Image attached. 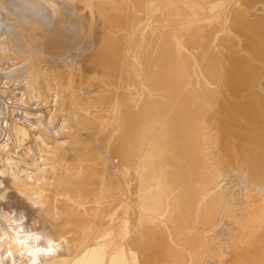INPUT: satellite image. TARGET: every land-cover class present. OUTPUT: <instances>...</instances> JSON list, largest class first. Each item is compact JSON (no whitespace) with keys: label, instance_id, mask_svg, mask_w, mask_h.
<instances>
[{"label":"rangeland","instance_id":"obj_1","mask_svg":"<svg viewBox=\"0 0 264 264\" xmlns=\"http://www.w3.org/2000/svg\"><path fill=\"white\" fill-rule=\"evenodd\" d=\"M52 1H54L58 5L64 4V0H52ZM91 1H93V2H91ZM91 1L90 2H83L81 0L68 1V2H65L64 5H66L68 7H71V6L77 7L80 10H84V11H82L83 12L82 14H85L88 11L87 15H89V17H92L93 19H97V20H95L97 22H95L94 20L92 21V24H95V25L97 24V26H98V27L97 26L95 27L93 25L94 29L97 28V30H102V31H100V32L97 31L99 38L98 39L94 38L95 44L90 48V50L88 52L89 54L94 53L95 49L97 47L101 46V43H102L101 38H100L101 34L104 35V33H105L107 35V37L109 38V44L112 46V49L108 53V57H107L108 64L112 65V66L109 67V70H107L106 75H105V80L108 79L107 80L108 83L106 81L105 91H106V94L107 93L108 94H107V100L104 104L103 112H101L102 109L99 110L98 112H96L94 109L89 110V112L84 111V108H85L84 105L80 104V102H79V98H80L79 96H82V95H83V97L85 96L84 92L82 91L83 86L82 85H81V87L74 86L73 78L66 76V74L68 72H64L63 75L61 76L60 75L61 73L59 71L51 69L52 68L51 63H52V57H53L51 53L59 52V50H57L53 47L49 51H45V50H43V48L41 46H39V45H38V47L36 46V44H37L36 41H39V38L37 36L38 33L34 30H36V28H40L39 30H43L45 32H48L47 34H49V37L51 36V37L57 38L56 34L53 33V31H54L53 28H51L49 26H45V25H40L38 27V25L35 26V24H31L32 26L30 24H26L25 26H28V25H30V26L23 27V28H24V30L27 31V33L29 35L28 37H30V38L27 37V33L25 32V33L21 34L24 37L20 36L22 38L17 39L16 42L14 40L15 37L12 39H9V40H13V41H8L7 40L8 38L5 35V33L0 34V49H3V50H1L3 52L6 51V53L4 52L5 54L3 52L1 53V51H0V53H1L0 54V72H1V74H0V211H1L0 212V255H1V253H4V254H8L7 256H9V255L14 256V259L16 258L15 261L17 262V264H19V262H20V264H24V262H25V264H30V263H33V261H34L33 259H35L34 264H37V263L43 264L45 262L44 261L45 256L49 255L50 252L52 250H54L52 248H54L57 244H61L62 242H64V240H62V241L60 240V234H65V233L70 234V235L79 234V235H81V237H80L81 241L77 242V244L74 246L75 250L72 253V255L70 256V259L66 263V264H74L79 259V257L82 255V253L87 249V247L89 245H91L97 239L102 237L104 233L110 232L111 229H113L114 225L117 227L120 226L121 230H122L121 235L123 233L122 236H120L116 239V241L114 243V247L118 248V247L122 246L124 243H127V241H130V240L132 241L133 237H134L133 235L136 232L135 229H137V227L139 225L138 224L139 220H140L139 217L142 216V219L144 218L143 220H145V218H147L148 221L152 222L156 226L160 227L163 225L162 227H160V229H166L167 228L168 231H171L172 235H170V239L167 241L168 244L170 242L169 247H167L168 246L167 243H166L167 246H165V247L167 250L170 249L169 250V251H171L170 257L171 258L173 257L174 261H172L170 259V257L167 258V257L162 256L161 254H158L157 257L160 255L162 256L161 258L159 257L160 260H159V258L157 259V257H156L157 262H159L158 264H161L162 260H163L162 264H165L166 262H167V264H173V263L175 264V262H176V264H182V263L183 264H187V263H189V264H228V263H230V264H235V263L236 264H245V263L246 264H264V209H263L264 208V199H261V198H264V192H262V191H264V188H263L264 186L262 185V184H264V174L261 173V172H264V171H262V170H264V19H263L264 18V10H263L264 9V0H233V1L232 0H224L222 2H221V0H219L221 3H219L218 0L217 1L215 0L214 2H213V0L212 1L207 0L208 2L206 0H204V2L209 3V6H207L208 4H206V3L204 5L203 0H201L203 3L199 0H196V1L195 0H192V1L191 0H187V1L186 0H176V1L175 0H167V3H166V0H164V2H163V0H160L161 2L158 0L157 1L155 0L156 1V2L154 1L155 3L154 2L149 3L148 1L144 2L143 6L141 8L142 10L140 9L135 14L133 12L134 10L132 7L133 0H130V1L126 0L127 3L124 4L125 5V10H124L125 13L123 14V17L120 19L121 20L120 22L112 21L111 17L107 14L108 10L110 12L114 10L112 8L113 7L112 2H114V4H115V0H113V1L112 0H110V1L109 0H107V1L106 0H91ZM227 1H228V4L230 6L227 5ZM70 2H72L74 5L73 4L71 5ZM200 2L204 5V6L202 5L204 8L202 6L198 8V6L201 4ZM211 2H213V3H211ZM215 2H216V4L219 3V6H217L218 4L217 5L214 4ZM223 2L224 3L226 2V4L223 5ZM90 3L91 4L93 3L92 5L94 7H96V6L99 7L98 4H100L99 13L103 11L100 14L101 15L100 17L103 16L102 20L99 17L98 10L97 9L93 10L94 7L92 8ZM103 3H105V4L108 3V4L103 5ZM156 3L157 4L161 3V5L160 4L157 5ZM162 3H166V5L164 4L163 8L161 7V9L163 11L159 8V6H163ZM190 3H192L193 5L195 3H196V5L199 3L200 4L197 6L194 5L195 7H193L192 4L190 5ZM210 3L212 5L214 4L216 6H214V5L211 6ZM153 4H154V6H153ZM89 5H90V8H88ZM102 5H103V7L104 6H106V7L103 9ZM109 5L112 7H110ZM183 5H185V6H183ZM261 5H262V7H261ZM178 6H179V8H178ZM220 6H221V8H219ZM227 6H228L229 10L226 8ZM101 7H102V9H100ZM153 7L156 9H154ZM196 7L200 11L199 15L197 14L198 11L195 10ZM207 7H209V9ZM222 7H223V9H222ZM151 8H152V11H151ZM192 8H193V10H192ZM200 8H202V9L200 10ZM210 8H211V10H210ZM213 8L216 10H214ZM148 9H150V10H148ZM188 9H189V11H188ZM203 9H206L207 11L210 10V11L207 12V11H204ZM217 9H218L220 14L218 13ZM104 10H107V11H105V13H104ZM117 10H119L118 7H117ZM89 11H91L90 14L92 13L91 16L89 14ZM173 11H174V13H173ZM186 11H188V12H186ZM194 11H195V13H194ZM110 12H109V14H110ZM189 12L191 13V15L192 14L193 15L195 14V15L192 17ZM201 12H202V14H201ZM203 12H204V15H203ZM2 13L3 12H0V17L5 15ZM187 13H189L190 16ZM209 13L211 15L213 14V16L216 18L214 19L213 16H209L210 15ZM95 15H98L99 19L96 18ZM167 15H168V17H167ZM182 15H184V16H182ZM161 16L166 19V23L164 21L165 19H163ZM174 16H176V17L174 18ZM181 17L183 20L181 19ZM194 17H195L194 22H196V20H200L203 18L204 21H202L203 19L201 20L203 22V24L200 21V24H202V25H205L206 24L205 21L208 22V20L210 18V20H209L210 25L207 26L208 24H206L205 25L206 27H205V26L200 25L198 23V21H197L198 24L197 23L192 24L193 23L192 18H194ZM205 17H207V18H205ZM104 18H105V20H104ZM158 18H159V20H158ZM168 18L170 19V21L167 20ZM171 18H172V20H171ZM188 18H191V19L188 20ZM124 20H125V22H124ZM150 20H151V22H149ZM179 20H181V21H179ZM184 20L191 21V22L188 23ZM135 21H137V22H135ZM160 21H161V23H160ZM171 21L172 22L174 21V22L172 23ZM210 21L212 23H210ZM258 21H260V24ZM98 22L100 23V25L102 26L103 29L98 24ZM102 22L103 23L107 22V23L101 24ZM110 22L113 23L114 27H112V24ZM177 22H179V26L181 24H184L183 28H181L182 25H181V27L177 26L178 25ZM185 22L188 23V26ZM223 22H224V24H223ZM107 24H108V26L110 25V27H106ZM131 24H132V27H131ZM189 24L190 25L192 24L193 27L192 26L190 27ZM103 25H105V26H103ZM129 25H130V27H129ZM133 25H134V27H133ZM213 25H215V26H213ZM218 25L220 26V28ZM123 26H124V29L126 31L123 29ZM185 26H187L188 28ZM200 26L203 28L201 29ZM210 26H211V29H210ZM212 26H213V28H212ZM60 27H62V26H60ZM60 27H58V28H60ZM156 27H158V29ZM195 27H197V28H195ZM129 28H131V29H129ZM191 28H192V30H191ZM198 28L201 29L199 32L201 34L200 38L202 41L203 40L205 41L207 38L210 39L211 37L214 40V39H216L215 37H217L218 34H219V37H221V38L218 37V40H217V41H219L218 45H217L216 40H214V41L212 40L213 43L211 42V44H209V42H208L209 45H207L205 47V49L204 48L202 49L203 50V51H201L202 55L200 54V57L201 56L202 57L201 58L199 57L200 58L199 60L196 56L195 57L192 56L195 54L194 52H192L194 54L191 53L192 50L194 51V47L192 46L193 41H196V39L197 40L200 39L198 36L199 32L197 31ZM225 28H226V30H225ZM31 29L33 31H31ZM127 29H129V30H127ZM188 29H190L191 31H189ZM204 29H205V31H204ZM213 29L215 32H213ZM119 30L120 31L123 30V32L122 31L121 32L124 33L125 35L123 36V34ZM185 30H187L188 35L185 33L186 32ZM202 30H203V32H201ZM37 31H38V29H37ZM181 31H183L184 33ZM206 31H208L207 32L208 34L205 33ZM216 31H217V33H216ZM222 31H225V33ZM29 32L31 35L29 34ZM133 32H134V34H133ZM168 32H169V34H172L171 37H172V40L174 41L173 45L175 46L174 47L175 48V54H173V56H174L173 60H174L175 64L178 65V63H181L180 61H182L183 59L185 60V58H186V61H187L186 72L184 73L183 76H181L177 80V83H176V86H174V89L167 93V94H169V96L166 97L164 100L157 102V104H156L157 107L165 106L167 104L170 105V106L167 105L169 107L167 108L166 113L164 114V116L161 120L162 123L161 122L159 123L158 127L154 130V132L149 137V139L146 142H144V144H142V146L137 150L136 155H134L135 157L133 159L126 160L121 155L117 154V150H116V145H117V142L119 140L118 130H117L118 129L117 121H118V118L121 115V113L123 114L125 112L128 113V112H132V111L136 112L137 110L138 111L144 110L143 108L141 109V107L139 108V106H137V104H136V102H138L143 96H142V94H141L142 92L139 90V88L137 86H135V84H136L135 79L140 77L143 72L144 73L145 72H147V73L153 72L154 74H158V72H160V70H161L160 67H161L163 58H162V54L159 50H160V46H161L162 42L164 41L165 36H167ZM129 33H130V35H129ZM210 33L212 36L210 35ZM126 34H128V35H126ZM205 34H207V35H205ZM34 35H36V36H34ZM133 35H134V37H132ZM185 35H187L188 38H187V36H186V38H184ZM189 36L191 37V39ZM137 37H139V38H137ZM173 37H174V39H173ZM2 38H3V40H2ZM126 38L127 39L129 38V39L127 40ZM132 38H134V40ZM23 39H25L24 42H23ZM208 39L206 40V42L209 41ZM19 40H21L20 41L21 43L19 42ZM126 40H127V42H125ZM7 41L9 44H6ZM17 41L19 43H17ZM131 41H132V43H131ZM187 41L189 42V44L187 43ZM210 41H211V39H210ZM139 42L142 44H140ZM190 42L192 45L190 44ZM214 42H216L215 45H214ZM31 43H33V45H31ZM129 43H131V44L129 45ZM24 44H25V46H24ZM26 45H28L30 47H28V46L26 47ZM40 45H41V43H40ZM211 45L213 47L215 46L214 49ZM34 46L36 48H33ZM120 46H122V47H120ZM216 46H217V48H216ZM9 47L12 49H10ZM13 47H15V48H13ZM21 47H23L22 51L20 49ZM24 47H26V48H24ZM40 47L42 49H40ZM142 47L143 48L146 47V49L145 48L143 49ZM29 48L32 50H29ZM127 48L130 51H128ZM190 48H191V50H189ZM16 49H17V51H15ZM24 49L28 50L29 52H27ZM18 50H20V52H18ZM204 50H206V51H204ZM210 50H212V51H210ZM214 50L219 52V54L221 56L231 58L234 61L233 63H235V65H236L235 66L236 69L239 71V73L241 75V83H240L241 89L238 90V92L236 94L235 93L231 94V92L228 94L229 100L234 101L235 108H238V110L236 109L237 112L235 115V120L237 122L235 124V128L237 130V136L234 138L229 137L226 128H223V126H221V125H220V128L214 127L213 131H211V130H209V132L206 131L207 133L205 132V134H206L205 137L203 135V139L205 138L206 143L208 144V146H206V148L209 151L205 147H202L203 148L202 150L206 151L207 153H210V154H208V155H211L210 160L213 159V161L216 163V165H218L217 166L218 167V173H217V176L214 179H212L209 183L208 182L205 183L206 180L205 181L201 180V179L198 181L196 180L197 185L199 186V189L196 193L192 194V196H193L192 199L188 200L190 202L187 205L186 209L184 210L185 214L183 213L182 219L178 218L177 215L171 217V216H167V215H164L161 213H158V214L156 213L161 218L166 217V219L164 221V218L161 219V218L155 216V213L154 212L152 213L151 211H149V213L150 212L151 213H150V215L149 214L148 215L152 216V217L151 218L146 217L148 215L145 212H142V211H146V209L145 210L142 209L143 207H141V206H140L141 207L140 208L139 207L140 202L135 201L136 199L137 200L139 199L138 201H141V199H140L141 196L143 197L147 193V191L145 193V191L143 189H140L139 186H138V190H137V182L139 181L140 163L144 159L146 154L148 153V150L150 149V147L153 143V140L156 138V136L159 133V131L161 130V128L164 126L166 121L171 117V115L177 110V109H175V111H174L173 109L178 108L179 107L178 105L183 104V102L185 100L184 97H186L187 93L190 90H192L193 86H195L200 80H203L202 77H204V74H203V67L202 66H204L205 61L209 57L208 55L213 53ZM11 52H12V55H11ZM205 52L208 55H206ZM14 54H15V56H14ZM16 54L17 55L21 54V55L16 56ZM29 54H31V55H29ZM6 55H7V57H6ZM22 56H23V59H22ZM34 56H36V57H34ZM170 56H171V54L167 55L166 57L169 58ZM101 57H102V55H101ZM7 58H10V60ZM19 58H20V60H19ZM30 58L31 59L35 58V59H33L34 62H32ZM196 58H197L198 63L196 62ZM27 59L28 60L30 59L29 62H31V63H29L27 61ZM203 59H205V60H203ZM39 60H41V62H39ZM200 60H201V62H200ZM15 62H16V65H15ZM19 63H21V64H19ZM25 63L27 64V66H25ZM199 63H200V65H198ZM195 64L202 68V70H201V68L198 69V66L196 67V69L199 70L200 73H198V71L195 69V66H196ZM12 66H14V67L12 68ZM113 66H116V69H113ZM9 68H12L11 69L12 71L9 70ZM16 68H17V72L15 73L16 70H14V69H16ZM29 68L31 70H29ZM192 68L194 69V71H196L195 74L193 73L194 71ZM68 69H71V68H68ZM7 71H9V72H7ZM23 71H25L24 74H22ZM33 72H35V73H33ZM30 73H31V76H30ZM43 73H45L44 74L45 76L43 75ZM71 73H73V69H71ZM198 74H200V75H198ZM202 74H203V76L200 78V76ZM3 75H5V76L3 77ZM23 75H25V76H23ZM108 75H110V76H108ZM189 75L193 76V78L191 79V77ZM8 76H10V78H8ZM6 77H7V79H6ZM82 77L85 78L84 76H82ZM189 77H190L191 81L188 80ZM31 78H34V80ZM133 78H135V79L133 80ZM68 79L71 80L72 84H70L67 81ZM109 79H112L114 81L109 80ZM131 80L134 82H131ZM184 81H187L188 85L184 86L183 83L186 84V82H184ZM189 81H190V84L188 83ZM112 83H113V86H112ZM114 83H118V84L120 83V84L115 85ZM130 83H131V85H130ZM191 83H192V85H191ZM108 84L110 86H108ZM121 85L122 86L124 85V86L122 87ZM181 85H183V86L181 87ZM210 85H211V83L209 84V86ZM37 86H38V88H37ZM27 87L30 88V90L26 89ZM114 87H115V89H114ZM183 87L184 88L186 87V88L183 89ZM22 88H24V89H22ZM189 88H190V90H189ZM119 89H121L122 91ZM133 90H135V92ZM181 90H182V92L180 94L181 98H179L178 95H179ZM33 91H34V93H33ZM58 91H60V92H58ZM29 93H30V95H29ZM124 94H125V96H124ZM130 94H132L134 97ZM136 95L138 98L136 97ZM139 95H141V96L139 97ZM127 96H129V97H127ZM175 97L176 98L178 97L179 99H177V101H176ZM134 98H136V99H134ZM110 99H111V101H110ZM123 99H125V100H123ZM133 99L136 101L132 102ZM181 99H183V100H181ZM129 100H130V102L128 103ZM177 102H178V104H177ZM132 103H134L135 105ZM106 104H107V106H106ZM172 104H174L176 106H174ZM134 106H136V107H134ZM171 107H173V108H171ZM180 107H181V105H180ZM168 110H171L170 111L171 113ZM106 111H108V112H106ZM166 114L170 117L168 118V116ZM102 115H103V120L105 119V121H106V124L102 123L103 128L105 127V125H106V127L103 129V132H102L103 133L102 138H101V141L103 139V141L101 142L102 143V146H101L102 154L100 152L99 156L97 157V158L100 157L98 159L99 162H98V160H97V162H95L96 161L95 160L94 161L95 164H93V165L91 164V167L94 168L95 172L97 173V175H96V173L94 175L95 180H94V187L92 190V195L90 196V198L88 200L87 199L85 200L86 203H85V201L83 202L85 204H81L82 202L80 203L77 200L72 199V201H71V198H69L70 196L64 194L63 195L64 201L66 202V204L68 203L69 208L68 209L64 208L61 210L62 213L61 212L59 213L58 219H60V221L56 225L57 234H55V233L51 234L50 232H47L46 236L48 238L46 236H45L46 239L44 238V241H46V242H43L42 245H36L32 241L31 237L28 236L29 234H21V233H19V230H17L15 228V227H18V225H17L18 222L13 218V215H11L12 213H9V211L5 208L4 200L7 199V197H9L10 194H12V195L17 196V197L23 196L21 198L29 200L30 202H34L37 205H39L40 207H43V208L50 207V205L55 201V198H56V193L54 190V183H53L55 176L56 175H68L70 173H76V172H79V169L81 172V166H78V165H80L82 163H84L83 167L87 166V162L83 159L85 156L83 154V150H77V147H74L73 145H71V144H74V142L76 140L75 131L78 129V123L79 122L82 123L85 120L90 122L93 119H95L96 117L101 118ZM166 118H168V119H166ZM105 121H103V122L105 123ZM212 133H214V134H212ZM104 134H105V136H104ZM197 140H198V138H197ZM69 157H72L74 159L69 158ZM202 163L203 164L205 163L203 159H202ZM76 164H78V165H76ZM96 164H98V165H96ZM64 165H67L70 168H68L67 166H64ZM96 166L99 167L98 171H97ZM42 167H44V168H42ZM45 167H47V168H45ZM95 167H96V169H95ZM101 167H102V169H101ZM201 171H202V167H201V170L199 172L201 174L200 176L202 178L203 172H201ZM259 174H261L260 176H262V177H260ZM98 175H99V177L97 178ZM204 176H203V178H204ZM63 177H66V176H63ZM1 181H3V182H1ZM196 182H194V183H196ZM207 184H209V185H207ZM133 186H135V188ZM200 186L204 187L203 195H202V190H201V189H203V187H200ZM205 189H206V191L212 189L211 191H208L207 194H205V195H208L207 197L204 195ZM258 189H259V191L260 190H262V191L259 192ZM134 191H135V193L136 192L137 193L136 194L133 193ZM257 194H260L259 198H258ZM200 196L202 197L201 199H203V197H204V199L201 200ZM257 198H258V201H257ZM93 199L95 201H92ZM129 199H130V201H129ZM205 199H206L207 203H206V201L204 202ZM254 200L257 203H255ZM132 201L133 202L135 201V203H132ZM71 202H72V204H70ZM199 202L203 203V204H200ZM131 203H132V205H131ZM134 204H135V206H133ZM137 204H139V205L137 206ZM198 204L200 206L202 205V207H204L205 210H203L202 207H199ZM255 204H256V206H254ZM80 205H82V206H80ZM197 205H198V207H197ZM205 206H207V207H205ZM257 206H259V207H257ZM133 207H134V209H132ZM136 207H138V209ZM193 207H195V208H193ZM254 207H257V208L253 209ZM127 208H130V209H127ZM197 208H202L203 211L200 210V212H199ZM118 209H122L123 213H125V214L123 215V217L121 219H119L118 221H115L114 215ZM189 209L191 210V212ZM251 209H253L254 211ZM134 210H138L139 212L138 211L136 212ZM187 211H189V212H187ZM201 211L205 212V213L201 214L202 213ZM251 211H253V212H251ZM63 212H64V214H63ZM84 212H86V213H84ZM134 212L137 215L140 214L139 217L135 215V216H132V218H131V215ZM146 212L148 213V211H146ZM71 213H72V215H71ZM88 213H89V215H87ZM126 213H128V215H130V216H128ZM141 213H142V215H141ZM144 213L146 214V216L143 215ZM195 213H200L201 215L195 214ZM74 214H75V217H74ZM80 215H81V217H80ZM86 215H87V217H86ZM184 215L186 217H184ZM197 215H199L200 217ZM63 216H64V219H62ZM69 216H71V217L73 216V217L71 218ZM125 216H127V217H125ZM153 216L157 217L158 219L154 220ZM195 216L200 218V219L196 218ZM134 217H135V219H134ZM170 217H171V219H169ZM190 217H192V218H190ZM130 218H131V220L134 219V221H136L137 223H133L134 222L133 220L131 222ZM244 218L247 220V222ZM137 219H138V221H137ZM73 220H75V221H73ZM81 220H82V222H81ZM126 220H127V222H125ZM160 220L161 221L163 220V223H161ZM171 220H172V222H171ZM177 220H179V221H177ZM188 220H190V221H188ZM243 220H245V221H243ZM129 221L131 222V224ZM154 221H158V223L155 224ZM248 221H249V223H248ZM159 222H160V224H159ZM168 222H169V224H171V223L172 224L169 225ZM174 222H175V224H177L176 226L174 225ZM127 223H129V224H127ZM261 223H263V224L261 225ZM118 224H120V225H118ZM132 224L133 225L136 224V225L130 226L131 227L130 228L129 225H132ZM166 224H168L167 226H170V227H172L174 225L173 227H175L176 232H175V229L173 227L172 228L167 227ZM121 225L123 226V229H122ZM192 225H193V227H192ZM197 225H199L200 227H198ZM195 226L198 227V228L196 227V230H198L196 232L194 229ZM240 226H241V228H239ZM246 227H247V229H246ZM127 228L130 229L131 231L130 230L128 231ZM132 228H135V229H132ZM189 228L192 229L191 231H193V230L194 231L190 232ZM250 228H251V230H250ZM173 229H174V231L172 232ZM66 230H67V232H66ZM123 230H125L126 234L128 231L129 235L127 234V236L129 238L127 236L125 237L126 234H125V232H123ZM134 230H135V232H134ZM240 230H242V232H244V233L239 232ZM6 232H8L10 234H8ZM130 232H132L131 234H133V235H131ZM186 232H188V233H186ZM238 232L241 233V237L238 236L239 235ZM175 233H177L176 236L174 235ZM182 233H183V235L184 234L188 235V236L186 235L188 238L185 235L183 237L187 238L188 242H191L192 244L188 243L187 239L182 237ZM194 233H195V235H193ZM198 233H199V235H198ZM82 234H83V236H82ZM178 235H180V236H178ZM211 235H212V237H214L213 239H209L210 238L209 236H211ZM192 236H194V237H192ZM231 236H233L235 239L232 238ZM175 237L178 240L175 239ZM228 237L231 239L229 240ZM126 238L128 239L127 241H125ZM171 238H172V240H171ZM190 238H192V239L190 240ZM49 239L50 240L53 239L51 241L52 243H54L53 245H52V243H50ZM181 239L186 244V246L188 245L187 247L185 246V244L182 242ZM173 240H174V243H173ZM179 240H181V243ZM210 240H211V243L209 244ZM235 240H237V241H235ZM118 241H120L119 242L120 244L118 243ZM122 241H124V243ZM131 241H130V243L133 242L131 245H133L134 247L137 248L140 246V242L139 243L137 242V245H136L135 240H134L135 242L134 241L131 242ZM235 242H236V244H235ZM46 243H48V245L45 246ZM49 243L52 245V247H51V245H49ZM171 243H172V245H171ZM237 243H239V245ZM176 244H178V245H176ZM181 244H183L184 246ZM170 245L172 246V248L170 247ZM173 245H175V247H173ZM210 245L212 247H210ZM39 246H40V248H39ZM48 246L50 247V251L48 250L49 249ZM133 246H132V249H133ZM207 246L210 247V249ZM238 246L240 249L238 248ZM183 247L185 248L184 250H183ZM4 249H5V251H2ZM37 249L40 251V253H39V251H38V253H35V252H37ZM179 249H181L182 251ZM186 249H188V250H186ZM237 249L239 251H237ZM45 250L46 251L48 250L49 252L47 251L48 254L46 252L44 255L43 252H45ZM173 250L176 251L177 253L174 252ZM180 251L182 253L189 251V252L185 253V254H188L189 257H187L188 255L181 254ZM235 251H237L238 253ZM174 253H176V256ZM235 253H237V254H235ZM35 254H41L42 256L41 255L36 256ZM30 255L33 256L34 258L31 257ZM233 255H234V257H233ZM237 255H238V257H237ZM26 256H27V258H26ZM39 256H40V259L42 258L41 259L42 262L38 258ZM146 256H148V254ZM22 257H25V258L22 259ZM163 257L165 259L167 258L166 259L167 261H164ZM20 258L22 260H19ZM182 258H184V259H182ZM10 259L11 260H9L8 264H13V263L16 264V262H14L13 257ZM229 259H231V260H229ZM246 259H248V260H246ZM38 260H39V262H38ZM168 260H170L171 262ZM229 261H231V262H229ZM0 264H2V262H0Z\"/></svg>","mask_w":264,"mask_h":264},{"label":"bare ground","instance_id":"obj_2","mask_svg":"<svg viewBox=\"0 0 264 264\" xmlns=\"http://www.w3.org/2000/svg\"><path fill=\"white\" fill-rule=\"evenodd\" d=\"M68 1H76V0H64V4H65V2H68ZM81 1L90 2L91 0H81ZM147 1L149 3H152L155 0H133L132 7H133V10H134L133 11L134 14L137 13V11H139L142 8L144 2H147ZM158 1H160V0H158ZM199 1H201V0H199ZM214 1L215 0H213V2ZM222 1H224V0H221V2ZM91 2H93V1H91ZM163 2H164V0H163ZM203 2H204V0H203ZM213 2H211V3H213ZM218 2L221 3L219 0H218ZM70 3H71V5L73 4L72 2H70ZM112 3H113V5H112L113 7L110 6V5L109 6L112 7L114 10L111 11V12L108 10L110 12V14H109V12L107 10H104V13H105V11H107V14L111 17L112 21L120 22L121 21L120 19L123 17V14L125 13L124 12V10H125V5L124 4L127 3V1L126 0H115V4H114V2H112ZM166 3H167V0H166ZM166 3H162L163 6H159V8L160 9H161V7L163 8L164 4L166 5ZM202 3L200 5L197 4V5H199L198 8L203 5ZM205 3L206 2H204V5H205ZM211 3H210L211 6L216 4V2L213 5ZM219 3H217L218 5L217 4L216 5L219 6ZM64 4L58 5L57 3H55L52 0H0V12H3L2 14H5L4 16L0 17V34L1 33H5V35L8 38L7 39L8 41H13V40H9V39H12V38L15 37L14 40L16 42L17 39L22 38V37H20V36H23L21 34H23L25 32L27 33V31L24 30L23 27H28L31 24H35V26L38 25V27L40 25H45V26H49V27L53 28L54 29L53 33L56 34L57 38L56 37H51V36L49 37V34H47L48 32H45L43 30H39L40 28H36V30H34V31H36L38 33L37 36L39 38V41H36V43H37L36 46L37 47H38V45L41 46L43 48V50H45V51H49L53 47L55 49L59 50V52L51 53L52 56H53L52 57V63H51L52 64V68L51 69L59 71L61 73L60 74L61 76L63 75L64 72H68L66 74V76H69V77L73 78L74 86H77V87H81V85L83 86V90L82 91L84 92L85 96L83 97V95L82 96H79L78 94L77 95L80 97L79 98L80 104H83L84 107H85L84 111L89 112V110L94 109L96 112H98L99 110L102 109L101 112H103L104 104H105V102L107 100V94H108V93L106 94V91H105L106 81L108 80V79L105 80V75H106L107 70H109V67L112 66V65L108 64L107 57H108V53L112 49V46L109 44V38L107 37V35L105 33H104V35L101 34V36H100L101 41H102L101 46L97 47L95 49L94 53L89 54L88 52H89L90 48L95 44L94 43V38H97V39L99 38L97 31H99V32L102 31V30H97V28L94 29V26L96 27L97 24L96 25L92 24V21L93 20L95 21L97 19H93L92 17H89V15H87L88 11L87 12L85 11L86 13L82 14L83 13L82 11H84V10H80L79 8L72 7V6L68 7V6L64 5ZM92 4L90 3V5L93 8L94 6ZM106 4H108V3H106ZM106 4L103 3V5H106ZM159 4L161 5V3H159ZM159 4H157V5H159ZM191 4L192 3H190V5ZM206 4H208L207 6H209V3H206ZM224 4H226V2L225 3L223 2V5ZM90 5L88 6V8H90ZM98 5L100 7V4H98ZM103 5H102V7H103ZM194 5H196V3ZM194 5H193V7H195ZM216 5H214V6H216ZM227 5H229L228 1H227ZM153 6H154V4H153ZM183 6H185V5H183ZM96 7H94L93 10L97 9L98 13H99V11H100L99 7H97V8ZM102 7L100 9H102ZM105 7L106 6H104L103 9ZM117 7L119 8V10H117ZM261 7H262V5H261ZM178 8H179V6H178ZM198 8L196 7L195 10L198 11L197 14L199 15L200 11L198 10ZM207 8L209 9V7H207ZM219 8H221V6ZM226 8L228 9V6ZM154 9H156V8H154ZM201 9L202 8H200V10ZM222 9H223V7H222ZM148 10H150V9H148ZM192 10H193V8H192ZM203 10L207 11L206 9H203ZM210 10H211V8H210ZM214 10H216V9H214ZM151 11H152V8H151ZM188 11H189V9H188ZM188 11H186V12H188ZM209 11H207V12H209ZM217 11H218V9H217ZM90 12L91 11H89V14H90ZM102 12L99 13V17L101 16L100 14ZM173 13H174V11H173ZM189 13H187V14L189 15ZM194 13H195V11H194ZM218 13H219V11H218ZM201 14H202V12H201ZM91 15H92V13L90 14V16ZM190 15H191V13H190ZM194 15L192 14L191 16L193 17ZM203 15H204V12H203ZM95 16H96V18H98V15H95ZM176 16H174V18ZM182 16H184V15H182ZM209 16H213V14L212 15L210 14ZM167 17H168V15H167ZM102 18H103V16L100 17L101 20H102ZM169 18L167 20L170 21ZM205 18H207V17H205ZM213 18L215 19L216 17L213 16ZM163 19H165V18H163ZM181 19H182V17H181ZM190 19L191 18H188V20H190ZM192 19H193V23L192 24L197 23V21L200 24V21L203 18L200 19V20H196V22H194L195 17L192 18ZM104 20H105V18H104ZM158 20H159V18H158ZM171 20H172V18H171ZM209 20H210V18H209ZM209 20H208V22L205 21L206 24H208L207 26L210 25L209 24ZM164 21L166 23V19ZM179 21H181V20H179ZM184 21H186V20H184ZM202 21H204V19ZM95 22H97V21H95ZM124 22H125V20H124ZM135 22H137V21H135ZM149 22H151V20ZM186 22L190 23L191 21H186ZM258 22L260 24V21H258ZM106 23L102 22L101 24H106ZM160 23H161V21H160ZM177 23H178L177 26H179V22H177ZM188 23H186L187 26H188ZM210 23H212V22L210 21ZM26 24H30V25L25 26ZM98 24L100 25L99 22H98ZM111 24H112V27H114L113 23H111ZM192 24L191 25L189 24L190 27L191 26L193 27ZM202 24H203V22H202ZM202 24H200V25H202ZM223 24H224V22H223ZM181 25H182V27H181ZM181 25L179 27L183 28L184 24H181ZM205 25H202V26H205ZM60 26H62V27H60ZM103 26H105V25H103ZM124 26H123V29H124ZM187 26H185V27H187ZM213 26H215V25H213ZM213 26H212V28H213ZM58 27H60V28H58ZM106 27H110V25L108 26V24H107ZM129 27H130V25H129ZM131 27H132V24H131ZM133 27H134V25H133ZM101 28H102V26H101ZM156 28L158 29V27H156ZM195 28H197V27H195ZM202 28L203 27H201V29ZM219 28H220V26H219ZM37 29H38V31H37ZM129 29H131V28H129ZM129 29H127V30H129ZM201 29L198 28L197 31L199 32ZM210 29H211V26H210ZM188 30L191 31L192 28H191V30L190 29H188ZM225 30H226V28H225ZM31 31H33V30L31 29ZM121 31L123 32V30H121ZM185 31H186L185 33L187 34V30H185ZM204 31H205V29H204ZM181 32H183V31H181ZM201 32H203V30ZM207 32L208 31H206L205 33H207ZM213 32H215L214 29H213ZM222 32L225 33V31H222ZM216 33H217V31H216ZM29 34H30V32H29ZM122 34H123V36L125 35L124 33H122ZM133 34H134V32H133ZM207 34H205V35H207ZM126 35H128V34H126ZM129 35H130V33H129ZM171 35L172 34H169V32H168L167 36H165L164 41L162 42V44L160 46V50L159 51L161 52L162 58H163V61H162L161 67H160V69H161L160 72H158V74H154L153 72H150V73H147V72L144 73L143 72L141 74V76L138 77L137 79L133 78V80L134 79L136 80L135 81V83H136L135 86H137L139 88V90L142 92L141 94L143 96L141 99L139 98L140 100L138 102H136V104H137V106H139V108L141 107V109L143 108L144 110H142V111H138L137 110L136 112L132 111V112H128V113L125 112L123 114L121 113V115L118 118V121H117L118 129L117 130H118L119 140H118L117 145H116V150H117V154L121 155L126 160H130V159H133L135 157L134 155H136L137 150L142 146V144H144V142H146L149 139V137L152 135L154 130L158 127V125L161 122L164 114L166 113L167 108L170 105L167 104L169 106L165 105V106L157 107V105H156L157 102H159L161 100H164L166 97L169 96V94H167V93L174 89V86H176L177 80L181 76H183L184 73L186 72V66H187L186 58H185V60L183 59L182 61H180L181 63H178V65H176L174 60H173V57H174L173 54H175V48H174L175 46L173 45L174 41L172 40ZM187 35H185L184 38H186ZM200 35L201 34L199 32V35H198L199 38H200ZM210 35H211V33H210ZM28 36L29 35L27 33V37ZM34 36H36V35H34ZM132 37H134V35ZM174 37H173V39H174ZM218 37H219V34H218L217 37H215L216 39H214V40L217 41ZM28 38H30V37H28ZM137 38H139V37H137ZM187 38H188V36H187ZM219 38H221V37H219ZM132 39L134 40V38H132ZM190 39H191V37H190ZM210 39H211V41H210ZM210 39H208L209 41H207V42H206V40L205 41L203 40L204 41L203 42L201 40V38L199 40L196 39V41L192 40L193 41V45L191 44V42H190V44L194 47V51L192 50L191 53L192 52L195 53V54L192 53V54H194L192 56H194V57L196 56L198 58V60H199L202 57V56L200 57V54L202 55V52H201V51H203L202 49L203 48L205 49V47L207 45L211 44L213 39H212V37ZM2 40H3V38H2ZM24 40L25 39H23V42H24ZM127 40L125 42H127ZM8 41L6 42V44H9ZM20 41L21 40H19V42ZM19 42L17 41V43H19ZM208 42H209V44H208ZM218 42L219 41H217V45H218ZM40 43H41V45H40ZM131 43H132V41H131ZM131 43H129V45ZM187 43L189 44L188 41H187ZM215 43L216 42H214V45H215ZM140 44H142V43H140ZM31 45H33V43H31ZM24 46H25V44H24ZM27 46L28 45H26V47ZM26 47H24V48H26ZM28 47H30V46H28ZM41 47H40V49H42ZM120 47H122V46H120ZM214 47H213V49H214ZM13 48H15V47H13ZM22 48L23 47L20 48L21 51H22ZM33 48H36V47L34 46ZM144 48L146 49V47H144ZM216 48H217V46H216ZM10 49H12V48H10ZM1 50H3V49H0V51ZM24 50H26V49H24ZM29 50H32V49L29 48ZM127 50H128V48H127ZM189 50H191V48ZM15 51H17V49ZM26 51L29 52L28 50H26ZM128 51H130V50H128ZM204 51H206V50H204ZM210 51H212V50H210ZM2 52L3 51H1V53ZM4 52L6 53V51H4ZM18 52H20V50H18ZM31 54H29V55H31ZM169 54H171V56L169 58H167L166 56L169 55ZM205 54H206V52H205ZM11 55H12V52H11ZM18 55H21V54H18ZM18 55L16 54V56H18ZM101 55H102V57H101ZM206 55H208V54H206ZM14 56H15V54H14ZM208 56H209L208 58L206 57L207 60L205 61V64L203 63L204 66H202L203 67L204 77H202L203 76V74H202L200 76V78L202 77L203 80H200L195 86H193L192 90H190V88H189L190 91L188 93L186 92L187 95H186V97H184L185 100H184L183 104H180L181 107H180V105H178L180 108L177 106L179 109L178 108H174L173 109L174 111H175V109H177V110L172 115L170 114L171 117L166 114L168 116V118L169 117L170 118L169 119L166 118L168 120L166 121L164 126L161 128V130L157 134L156 138L153 140V143H152L150 149L148 150V153L146 154V156L144 157V159L140 163V166H139V181L138 182L136 181L137 182V190H138V186H139L140 189H143L145 191V193L147 191V193L143 197L141 196V198H140L141 201H138L139 199L138 200L134 199V200L137 201V202H140L139 203L140 205L137 204V206L139 205V207L141 206V207H143L142 209H144V210L146 209V211H148V213H147L146 211H142L141 210L142 212H145L147 215L148 214L150 215L151 212L152 213L154 212L155 216H157V217H159L157 214L161 213V214H164V215H167V216H171V217L177 215L178 218L182 219V215L184 213V210L186 209L187 205L190 202L188 200L192 199V197H193L192 194L196 193L198 191V189H199V186L197 185L196 180L197 181L200 180V179L204 180V181L206 180L205 183L206 182L209 183L212 179H214L217 176V173H218V167H217L218 165H216V163L213 161V159L210 160V158H211L210 156L211 155H208L210 153H207L206 151L202 150L203 149L202 147L206 148V146H208V144L206 143V139L205 138L203 139V135L205 137V135H206L205 132L206 131L207 132H209V130L213 131L214 127H219L220 128V125H221V126H223V128H226L229 137L234 138V137L237 136V130L235 128V124L237 122L235 120V115H236V112H237L238 108H235L234 101L229 100V95L228 94L230 92H231V94H233V93L236 94L238 92V90L241 89V85H240V83H241V75H240L239 71L236 69V67H235L236 65H235V63H233L234 61L231 58H228V57H225V56H221L219 54V52H217L216 50H214V52L209 54ZM6 57H7V55H6ZM34 57H36V56H34ZM20 58H19V60H20ZM197 58H196V62H197ZM7 59L10 60V58H7ZM22 59H23V56H22ZM33 59H35V58L31 59L32 62H34ZM29 60L27 59L28 62H29ZM203 60H205V59H203ZM39 62H41V60H39ZM200 62H201V60H200ZM29 63H31V62H29ZM19 64H21V63H19ZM15 65H16V62H15ZM198 65H200V63ZM198 65L195 66V69H196V67ZM25 66H27L26 63H25ZM13 67L14 66H12V68ZM12 68H9V70H11ZM68 68L73 69V73H71V69H68ZM200 68L201 67L198 66V69H200ZM113 69H116V66H113ZM14 70H16L15 71V73H16L17 72V68L14 69ZM29 70H31V69L29 68ZM201 70H202V68H201ZM193 71H194V69H193ZM197 71H198V73H200L199 70H197ZM7 72H9V71H7ZM24 72L25 71H23L22 74H24ZM195 72L196 71H194L193 73L195 74ZM31 73H30V76H31ZM33 73H35V72H33ZM0 74H1V72H0ZM44 74L45 73H43V75ZM198 75H200V74H198ZM4 76L5 75H3V77ZM23 76H25V75H23ZM82 76H84L85 78H83ZM108 76H110V75H108ZM190 77H191V79L193 78V76H190ZM190 77H189L188 80H190ZM8 78H10V76H8ZM6 79H7V77H6ZM31 79L34 80V78H31ZM109 80H112V79H109ZM67 81L70 84H72L70 79H68ZM112 81H114V80H112ZM190 81L188 82L189 84H190ZM131 82H134V81L131 80ZM184 82H186V84L183 83L184 86L188 85L187 81H184ZM107 83H108V81H107ZM210 83L212 85V86L210 85L211 87L209 86ZM114 84L117 85L118 83H114ZM130 85H131V83H130ZM191 85H192V83H191ZM108 86H110V85L108 84ZM112 86H113V83H112ZM182 86L183 85H181V87ZM115 87H114V89H115ZM37 88H38V86H37ZM185 88L183 87V89H185ZM22 89H24V88H22ZM26 89L30 90V88H28V87ZM119 90H121V89H119ZM133 91L135 92V90H133ZM58 92H60V91H58ZM181 92H182V90L180 91V93L178 95L179 98H181L180 97ZM33 93H34V91H33ZM29 95H30V93H29ZM130 95H132V94H130ZM124 96H125V94H124ZM129 96H127V97H129ZM140 96L141 95H139V97ZM136 97H137V95H136ZM178 97L177 98L175 97L176 101H177V99H179ZM134 99H136V98H134ZM134 99H133V101L132 100L131 101L135 102L136 100H134ZM123 100H125V99H123ZM181 100H183V99H181ZM110 101H111V99H110ZM129 102H130V100L128 101V103ZM132 104H134V103H132ZM177 104H178V102H177ZM172 105H174V104H172ZM106 106H107V104H106ZM174 106H176V105H174ZM134 107H136V106H134ZM171 108H173V107H171ZM168 111L170 112L171 110H168ZM106 112H108V111H106ZM93 120L90 121V122L85 120L82 123H80V122L78 123V129L76 128L77 130L75 131L76 140H75L74 144H71L74 147H77V150H83V154L85 155L83 159L87 162V166L83 167L84 163H82L80 165L76 164L78 166H81V172H80V169H79V172L70 173L68 175H56L57 173L55 174L56 176H55V179H54L53 183H54V190H55V193H56V198H55V201L50 205V207H47V208L40 207L39 205H37L34 202H30L29 200L21 198L23 196L17 197V196H14L12 194H10L9 197H7V199L4 200L5 208L9 211V213H12L11 215H13V218L18 222L17 223L18 227H15V228L17 230H19V233H21V234H29L28 236L31 237L32 241L36 245H42L43 242H46V241H44V238L46 239V237H47L46 233L47 232H50L51 234L52 233L53 234L54 233L57 234L56 225L60 221V219H58L59 218L58 217L59 213L61 212L62 209H64V208L68 209L69 208L68 207V203L66 204V202L64 201V196H63L64 194L69 195L70 196L69 198H71V201H72V199L73 200H77L80 203L82 202L81 204H85L86 203L85 200L86 199L88 200L90 198V196L92 195V190H93V187H94V180H95L94 179V175H95L96 172H95L94 168L91 167V164L92 165L95 164V162H97V160L100 158V157L99 158H97V157L99 156V153L101 152V146H102L101 142L103 141V139L101 141L102 134H103L102 132H103V129L106 127V125H105V127L103 128V124H106L105 119L103 120V115H102L101 118H97L96 117ZM103 121H105V123ZM212 134H214V133H212ZM104 136H105V134H104ZM197 138H198V140H197ZM101 154H102V152H101ZM69 158H72V157H69ZM72 159H74V158H72ZM202 159L205 162L204 164L202 163ZM98 162H99V160H98ZM98 164H96V165H98ZM64 166H67V165H64ZM96 167H95V169H96ZM102 167H101V169H102ZM201 167H202V171L201 172H203V176L205 175L204 178H203V176L201 178V176H200L201 174L199 173L200 170H201ZM42 168H44V167H42ZM45 168H47V167H45ZM68 168H70V167H68ZM98 168L99 167H97V171H98ZM262 171H264V170H262ZM261 173L264 174V172H261ZM96 175H97V173H96ZM260 175L261 174H259V176ZM63 176H66V177H63ZM98 177H99V175L97 176V178ZM260 177H262V176H260ZM1 182H3V181H1ZM194 182H196V183H194ZM207 185H209V184H207ZM262 185L264 186V184H262ZM203 186H200V187H203ZM133 187L135 188V186H133ZM204 187H203V189H201L202 190V195H203ZM211 190H208V191H211ZM208 191H206V189H205L204 195L207 194ZM258 191H259V189H258ZM260 191H262V190H260ZM262 192H264V191H262ZM133 193H135V191ZM257 195H258V198H259L260 194H257ZM205 196L207 197L208 195H205ZM201 198L202 197L200 196V199ZM258 198H257V201H258ZM203 199H204V197H203ZM203 199H201V200H203ZM261 199H264V198H261ZM84 201H85V203H83ZM92 201H95V200L93 199ZM129 201H130V199H129ZM135 201L134 202L132 201V203H135ZM205 201H206V199L204 200V202ZM132 203H131V205H132ZM206 203H207V201H206ZM255 203H257V202L255 201ZM70 204H72V202ZM200 204H203V203H200ZM198 205H197V207H198ZM80 206H82V205H80ZM133 206H135V204ZM254 206H256V204ZM199 207H202V205L201 206L199 205ZM205 207H207V206H205ZM257 207H259V206H257ZM257 207H254L253 209H255ZM136 208L138 209V207H136ZM193 208H195V207H193ZM202 208H203V210H205L204 207H202ZM202 208H197V209L200 212V210H202ZM127 209H130V208H127ZM132 209H134V207ZM253 209H251V210H253ZM134 211L137 212L138 210H134ZM149 211H151V212L149 213ZM253 211H251V212H253ZM187 212H189V211H187ZM190 212H191V210H190ZM84 213H86V212H84ZM89 213L87 215H89ZM145 213L143 215L146 216ZM204 213L205 212H202L201 214H204ZM63 214H64V212H63ZM124 214L125 213H123L122 209H118L115 212L114 220L118 221L119 219H121L123 217ZM126 214L128 215V213H126ZM133 214L131 215V218H132V216L136 215V216L139 217V215H140V214L137 215L136 213L134 215ZM195 214L201 215L200 213H195ZM71 215H72V213H71ZM87 215H86V217H87ZM141 215H142V213H141ZM149 215L146 216V217H150L151 218L152 216H149ZM199 215H197V216H199ZM128 216H130V215H128ZM69 217H71V216H69ZM74 217H75V214H74ZM80 217H81V215H80ZM125 217H127V216H125ZM157 217H154L153 219L154 220L158 219ZM171 217L169 219H171ZM184 217H186V216L184 215ZM131 218H130V220H131ZM139 218H140L139 223H138L139 225L137 224L138 227L136 226L137 229L132 228V229L136 230V232L134 230L135 234L133 235V234H131L132 232H130V234L134 236L132 241L135 240L136 241V245H137V242L138 243L140 242V246L139 247L136 248L133 245H131L133 242L130 240L132 242V243H130V241H127L128 240L127 238L125 239V241H127V243H124V241H122L124 243L122 246H120L118 248L114 247V243H115L116 239L123 235V233L121 235V231H122L121 227L120 226L117 227V226L114 225L113 229H111L110 232L104 233L102 237H100L95 242H93L91 245H89L87 247V249L82 253V255L79 257V259L74 264H158L159 262H157V260H156V257H157L158 254H161L162 256L167 257V258L170 257V252L171 251H169L170 249L167 250L165 246H167V244H168L167 241L170 239V235H172L171 231H168L167 228L166 229H160V227H162L163 225L160 226V227L156 226L152 222L148 221L147 218H145V220H143L144 218L142 219V216H140ZM159 218H161V217H159ZM163 218H161V219H163ZM190 218H192V217H190ZM196 218H198V217H196ZM62 219H64V216H63ZM134 219H135V217H134ZM134 219H132V220L134 221ZM138 219H137V221H138ZM165 219H166V217L164 218V221H165ZM198 219H200V218H198ZM75 220H73V221H75ZM132 220H131V222H132ZM245 220H243V221H245ZM177 221H179V220H177ZM188 221H190V220H188ZM81 222H82V220H81ZM125 222H127V220ZM131 222H130V224H131ZM154 222H155V224L158 223V221H154ZM160 222L163 223V220L162 221L160 220ZM160 222H159V224H160ZM171 222H172V220H171ZM246 222H247V220H246ZM133 223H137V222L134 221ZM248 223H249V221H248ZM127 224H129V223H127ZM168 224H169V222H168ZM168 224H166V226ZM171 224H169V225H171ZM262 224L263 223H261V225ZM118 225H120V224H118ZM135 225L136 224H134V225L132 224V225H129V227L130 226H135ZM174 225L176 226L177 224H175V222H174ZM197 226L200 227L199 225H197ZM197 226H195V228H194L195 232L198 231V230H196ZM167 227H170V226H167ZM172 227H170V228H172ZM192 227H193V225H192ZM173 228L175 229V227H173ZM190 228H189L190 232H193L194 230L191 231L192 229H190ZM239 228H241V226ZM122 229H123V226H122ZM174 229L172 230V232L174 231ZM246 229H247V227H246ZM127 230L129 231L130 229L127 228ZM250 230H251V228H250ZM128 231H127V234H128ZM66 232H67V230H66ZM123 232H125V230H123ZM175 232H176V229H175ZM239 232H242V230H240ZM6 233H8V232H6ZM186 233H188V232H186ZM242 233H244V232H242ZM8 234H10V233H8ZM125 234H126V232H125ZM127 234L125 235V237L127 236ZM174 235L176 236L177 233H175ZM184 235L182 233V237ZM193 235H195V233ZM198 235H199V233H198ZM82 236H83V234H82ZM178 236H180V235H178ZM238 236L241 237V233H239ZM80 237H81V235H79V234H75V235H70V234H66V233L65 234H60V240L61 241L64 240V242H62L61 244H57L54 248H52L54 250H52L49 255L45 256V260H44L45 262L43 264H66L67 261L70 259V256L72 255V253L75 250L74 246L77 244V242L81 241ZM192 237H194V236H192ZM209 237H210L209 239H213L214 238V237H212V235L209 236ZM231 237L234 238L233 236H231ZM183 238H185V237H183ZM187 238H185V239H187ZM50 239H49V241H50V243H52L51 241L53 239L52 240H50ZM175 239H177V238L175 237ZM191 239L192 238H190V240ZM230 239L231 238H229V240ZM171 240H172V238H171ZM181 240H179L180 243H181ZM120 241H118V243ZM235 241H237V240H235ZM182 242H183V240H182ZM187 242H188V239H187ZM50 243H49V245H51ZM173 243H174V240H173ZM188 243H191V242H188ZM210 243H211V240H210L209 244ZM53 244L54 243H52V245ZM169 244H170V242H169ZM169 244H168L167 247H169ZM235 244H236V242H235ZM237 244L239 245V243H237ZM46 245H48V243H46L45 246ZM52 245H51V247H52ZM171 245H172V243H171ZM171 245H170V247L172 248ZM176 245H178V244H176ZM181 245H183V244H181ZM132 246H133V249H132ZM185 246H186V244H185ZM173 247H175V245H173ZM210 247H212V246L210 245ZM210 247H208V248L210 249ZM39 248H40V246H39ZM238 248H239V246H238ZM184 249L185 248L183 247V250ZM48 250L50 251V247H49ZM179 250H181V249H179ZM186 250H188V249H186ZM2 251H5V249L2 250ZM38 251L39 250L37 249V252H35V253H38ZM47 251L45 250V252H43L44 255H45V253ZM237 251H239V250L237 249ZM237 251H235V252H237ZM48 252H47V254H48ZM174 252H176V251H174ZM187 252H189V251H187ZM187 252H185V253H187ZM39 253H40V251H39ZM176 253H174L175 256H176ZM185 253L181 252V254H185ZM237 253H235V254H237ZM147 254H148V256H146ZM7 255L8 254L1 253L0 262H2V264H8L9 260H11L10 258H12V257L14 259V256H12V255L7 256ZM35 255L38 256V255H41V254H35ZM161 255L158 256L157 259L159 257L161 258L162 257ZM185 255H188V254H185ZM31 257H33V256H31ZM164 257H163L164 261H167L166 260L167 258L165 259ZM187 257H189V255ZM233 257H234V255H233ZM237 257H238V255H237ZM23 258H25V257H22V259ZM26 258H27V256H26ZM38 258L40 259V256ZM160 258H159V260H160ZM15 259H14V262H16ZM22 259L20 258L19 260H22ZM41 259H40V261H41ZM170 259L172 261H174L173 257L172 258L170 257ZM182 259H184V258H182ZM33 260H34L33 263H30V264H34L35 263V259H33ZM229 260H231V259H229ZM246 260H248V259H246ZM162 261H161V264L163 263ZM168 261H170V260H168ZM38 262H39V260H38ZM229 262H231V261H229ZM16 264H17V262H16ZM19 264H20V262H19ZM24 264H25V262H24ZM37 264H39V263H37ZM165 264H167V262ZM175 264H176V262H175ZM187 264H189V263H187ZM228 264H230V263H228Z\"/></svg>","mask_w":264,"mask_h":264}]
</instances>
